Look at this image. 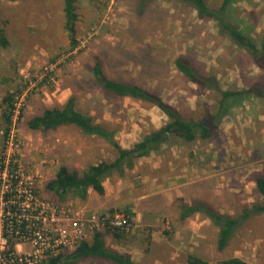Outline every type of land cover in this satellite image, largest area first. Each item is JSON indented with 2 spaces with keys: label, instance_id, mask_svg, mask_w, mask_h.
<instances>
[{
  "label": "rangeland",
  "instance_id": "obj_1",
  "mask_svg": "<svg viewBox=\"0 0 264 264\" xmlns=\"http://www.w3.org/2000/svg\"><path fill=\"white\" fill-rule=\"evenodd\" d=\"M205 1L218 9L223 0ZM76 7L79 46L72 50L64 29L63 0H0V30L8 42L6 48L0 47V155L4 125L1 103L14 93L19 114L7 154L35 178L40 196L51 207L95 211L78 199L60 203L46 185L62 166L83 175L92 165L114 162L117 150L104 139L87 136L72 126L32 131L26 121L75 97L78 109L114 131L123 149L133 148L169 122L154 105L105 91L92 74L96 59L110 79L156 89L186 119H202L214 113L221 97L186 81L175 66L177 58L185 57L198 71L217 77L226 91L262 86L264 73L245 51L219 34L213 20L200 19L194 9L177 0H76ZM230 13L229 21L261 48L264 0H234ZM155 156L156 161L162 158L157 174H169V163H173L178 172L185 169L181 182L212 178L215 186L201 192L214 197L217 208H227L235 216L241 214L260 199L256 179L264 177V99H250L234 110L210 140L193 145L176 140ZM147 170L138 168L136 174L127 170L126 177H136L137 183L140 173ZM161 222L171 227L164 218ZM134 224L133 219L128 232L131 241L141 235L139 230L132 233ZM183 231L190 233L185 227ZM217 237V228L205 224L197 234L185 238L184 252L211 262L240 258L250 264H264V215L241 228L224 251L218 250ZM133 253L136 261H141L140 253ZM178 254L177 264H184L188 254ZM76 264L112 263L84 259Z\"/></svg>",
  "mask_w": 264,
  "mask_h": 264
},
{
  "label": "trees",
  "instance_id": "obj_2",
  "mask_svg": "<svg viewBox=\"0 0 264 264\" xmlns=\"http://www.w3.org/2000/svg\"><path fill=\"white\" fill-rule=\"evenodd\" d=\"M149 0H144V3ZM192 9L202 20H213L216 23L219 34L225 37L241 51H245L253 60L254 64L264 73V43L261 48L256 42L242 33V31L229 21L230 8L234 0H223L218 9L210 8L205 0H177ZM65 24L64 29L68 33L71 49L79 46L77 24L79 14L76 0H63ZM146 6V5H143ZM8 42L0 30V47L6 48ZM177 70L186 81L205 89L208 92L218 94L221 98L214 113L204 115L202 119L186 117L176 108L166 103L156 89L145 88L139 84L115 81L110 79L98 59L92 67V74L97 83L107 92L119 98H131L154 105L160 109L169 119V122L160 129L147 134L131 149H123L115 139V132L108 130L104 125L98 124L96 119L81 112L78 109V101L71 97L64 105L45 108L42 113L29 118L26 126L32 131H54L61 127L72 126L83 134L104 139L118 152L114 162H100L90 166L83 175L71 171L68 167L59 168L56 177L47 183L46 190L54 194L60 203L64 204L68 199H78L86 202L89 192L99 195L105 194L103 182L116 173L123 177L127 170H132L139 159L147 158L152 154H158L163 148L172 146L176 140L185 145H193L197 141H208L212 138L216 129L223 120L232 114L241 105L250 99H264V83L262 86H253L249 89L226 91L217 77L198 71L185 57L175 61ZM16 96L9 93L2 99V138L3 151L7 153L8 140L13 127ZM0 163L6 165V157H0ZM11 172L18 169V165L12 161L9 165ZM256 188L260 196L253 206L244 208L237 216L221 214L210 205L196 204L183 206L182 218L195 214L206 216L218 230L217 246L219 251L226 250L238 231L255 217L264 215V177L256 179ZM132 222L134 214L126 211ZM111 234L116 240H120L127 232L121 229H110L104 233H96L90 240L83 241L75 251L70 254L61 253L51 257V264H76L84 259H102L112 264H135L129 255L120 254L109 248L104 234ZM185 264H250L240 258H231L221 262H211L196 254H189Z\"/></svg>",
  "mask_w": 264,
  "mask_h": 264
},
{
  "label": "crops",
  "instance_id": "obj_3",
  "mask_svg": "<svg viewBox=\"0 0 264 264\" xmlns=\"http://www.w3.org/2000/svg\"><path fill=\"white\" fill-rule=\"evenodd\" d=\"M155 155L157 154L136 162L132 169L135 174L139 172L136 171L138 168L149 169L147 172H142L144 173L142 175L140 173V181L136 183V177L129 179L126 173L123 177L114 173L103 182L104 195L89 192L86 207L96 212L101 211L100 213L128 210L134 214L135 230L132 233L135 234L139 230L141 235L137 240L131 241L127 233L118 241L111 234L105 233L106 244L112 250L129 255L135 264L139 262L142 264H177L178 252L193 254L184 252L187 250L184 246L185 238H188L190 233L197 234L200 227L205 224L212 225V222L202 214H195L183 220V206L210 205L221 214L234 215L227 208L226 210L217 208L214 197L201 192V190L208 187L212 189L215 186L212 178L203 177L181 182L179 180L186 177L185 169L180 173L175 168L173 169V163H169L171 171L169 174H157L162 166V158L156 161ZM162 218L171 225L170 228L161 222ZM183 227L190 232L189 235L184 233ZM136 247H143V249L138 250ZM133 252L140 253L141 261H136ZM155 252L161 254L155 255Z\"/></svg>",
  "mask_w": 264,
  "mask_h": 264
},
{
  "label": "built area",
  "instance_id": "obj_4",
  "mask_svg": "<svg viewBox=\"0 0 264 264\" xmlns=\"http://www.w3.org/2000/svg\"><path fill=\"white\" fill-rule=\"evenodd\" d=\"M19 105L17 98L13 120ZM0 157H6V165L0 163V264H51V257L72 253L96 233L132 230L125 211L51 207L40 196L35 178L16 159L7 153ZM12 161L18 165L14 172Z\"/></svg>",
  "mask_w": 264,
  "mask_h": 264
}]
</instances>
